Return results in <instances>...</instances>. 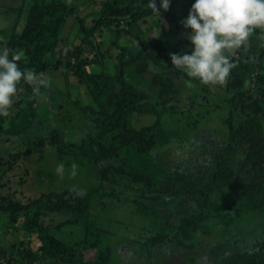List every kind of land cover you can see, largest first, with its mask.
<instances>
[{
	"label": "trees",
	"instance_id": "obj_1",
	"mask_svg": "<svg viewBox=\"0 0 264 264\" xmlns=\"http://www.w3.org/2000/svg\"><path fill=\"white\" fill-rule=\"evenodd\" d=\"M25 2L26 0H22L21 5L16 7L20 16L24 14L21 28L6 39L0 40V46H7L23 54L18 62L22 69H34L47 80L49 72L60 71L65 85H70L66 80L71 76L87 88L89 94L86 103L73 98L71 88L67 86L65 100H68L67 109L78 107L81 115L89 121L90 128V121L96 123V138L89 142V150L80 154L85 156L88 162L99 164L95 172L99 180L112 181L116 174H120L126 176L134 185L142 183L139 190L143 193L189 196L191 199L184 201V207H187L188 202H192L197 205L198 210L200 208V211L196 210L193 204L189 213L169 211L168 214L160 216L159 232L147 236L146 241L143 240L145 247L147 243L144 254L148 264H200L199 257L205 254L201 237L208 232L202 227H208L207 219L215 217L221 225L229 226L232 223V214L237 210L253 211L259 215L254 237L248 245L239 244L242 247L234 251L225 253V249L221 248L214 264H264V45L257 46L255 41L245 42L234 50L237 56L230 58L234 67L225 80L226 89L232 93L231 101L239 102L240 110L246 117L237 125L232 123L231 117L226 120L229 124L228 142L224 144L222 154L215 155L216 168L200 181H188L180 172H172L161 166L158 170L163 172L165 178L158 176L155 180L151 174L135 170L137 163L124 162L121 165L106 163L105 160L117 157L121 148H130L143 154L157 141L159 144L166 140L168 135L159 127V117L152 124L134 127L130 124V116L149 111L156 113L143 108L148 101L142 102V99L147 100L154 95L152 99L158 96L160 101L167 103L164 95L170 89L178 98L181 88L172 89V86H179L180 80L185 81L189 76L173 65V68L164 69V73L152 76L150 84L139 93L141 84H138V81L143 78L129 76L127 69L129 67L139 75L145 73L150 64H161V61L166 62V66L172 64L171 54L180 52L178 44L181 41H175L174 35L181 31H190L185 29L180 21L187 16L194 0H171L168 11L170 21L175 27L171 37L147 35L148 43L142 44L140 49H135L129 56L125 53L127 46L120 45L119 39L122 36H132V32H135V38L138 33L143 35L139 22H144L156 13L149 6L150 0H138V3L137 0H90L86 3L92 4L91 9L84 16L77 10L83 0H72L71 4L63 0H31L27 5ZM156 5L157 9H161L159 0H156ZM88 16L93 19L89 26L84 21ZM69 17L77 18L82 36L75 43L70 41L63 52L60 45L68 39L63 36L62 31ZM105 28L111 31L114 37L110 42L115 46L113 52L117 58L113 70L107 69V62L100 58L102 41L99 38L104 32L99 29ZM260 29L261 27H257L255 31ZM96 31L100 33L98 37H95ZM248 44L253 47L247 48ZM107 52L111 53L110 50ZM90 64H94L93 70L87 68ZM23 91L33 93V87L22 80L17 85L15 104L19 105L23 100ZM22 110L20 119L16 122L17 116L9 129L6 128L12 135L16 136L31 127L35 107L29 105L18 112ZM2 119L0 116V144L4 141L8 143L7 139L2 138H7L8 134L3 130ZM62 133L56 128L50 136L52 140H49V143L52 142L56 156L62 157V153L77 155V150L62 146ZM39 139L40 144H45L42 138ZM179 139L182 140L181 136ZM4 155L6 169L12 167V162L19 158L13 149L4 152ZM4 160L1 156L0 161ZM161 162L163 167L166 166L163 160ZM71 189L68 187L61 192L50 190L41 193L39 198L34 199L28 206L29 211H25L24 223L19 227L15 221L26 206L14 201L0 188V218L2 215L7 217L10 228L22 229L25 236H29L33 231L37 232L41 242L39 248L30 247L23 239L18 240L14 250L0 247V264H109L108 248L100 246L99 233L102 230L87 224L89 194L79 197ZM63 209L72 211L75 215L56 224H47L46 217L42 219L49 212ZM152 209L154 211V208ZM80 220L86 221L85 234L76 242L64 241L50 233V226L59 228ZM93 228L96 231L89 237L88 234ZM89 249L94 250V258L85 257V252ZM221 253L223 255H219Z\"/></svg>",
	"mask_w": 264,
	"mask_h": 264
},
{
	"label": "rangeland",
	"instance_id": "obj_2",
	"mask_svg": "<svg viewBox=\"0 0 264 264\" xmlns=\"http://www.w3.org/2000/svg\"><path fill=\"white\" fill-rule=\"evenodd\" d=\"M31 0H26L25 5ZM70 4L72 0H63ZM90 0H83V3L77 7L81 16L87 14L92 4H87ZM97 1V0H96ZM138 3V0H137ZM98 4V3H97ZM21 5V0H0V10H5L0 14V40L6 39L11 33L20 29L22 26L23 15L16 10ZM160 15L156 12L153 17L140 21V29L145 33L143 35L132 32V36H122L119 44L127 46L126 54L131 55L135 49L140 48L143 43H148V36H166L170 38L174 30V25L170 21L169 11L158 9ZM167 15V16H166ZM85 19L87 26L92 24V17ZM111 28L108 27V29ZM80 24L76 17H69L66 26L62 31L64 37L68 40L60 45L63 52L73 40L77 42L82 36ZM103 34L96 33L95 37L100 38L102 43L100 52L102 60L107 62V69L113 70L116 54L113 52L115 46L110 44L113 40L112 32L105 29H99ZM17 32V31H16ZM253 33L250 36L253 38ZM253 38L254 44L262 46L264 44V29L261 33H256ZM175 41L181 40L178 44L179 51L189 48L188 36L184 32H178L174 35ZM98 39V38H97ZM191 44V42H190ZM245 44V42H244ZM112 46V48H111ZM253 47L248 44L247 48ZM242 49V48H241ZM107 50H110L109 53ZM106 52V53H105ZM188 53L185 51L183 54ZM230 58L236 56L234 50L227 53ZM115 55V56H114ZM55 60V58H53ZM166 61V60H165ZM97 66V63H95ZM173 68V65L166 66V62L161 64H150L143 74H135V71L128 67L129 76H140L141 88L138 92L146 89L154 75L164 73V69ZM87 68L93 70L94 64L87 65ZM185 72V71H184ZM186 73V72H185ZM46 86H41L39 93L24 92L19 105H13L7 116H1L3 130L9 129L10 119L18 115L20 119L23 112L19 109L35 107V117L28 130H23L14 137L11 142L9 137H2L8 140L0 144V157L5 159L0 161V188L20 204L26 206L21 210L16 219V226L22 227L25 219V211H29V205L34 199L39 198L41 193L50 190L61 192L65 188H82L89 194V215L87 224L100 228L99 233L100 246L108 248L109 264H148V259L144 252L146 251L143 240L147 236L155 235L160 230V216L168 214L169 211L182 213L191 212L192 202L187 203L184 207V201L189 200V196H168L166 194H149L143 193L139 189L142 183L135 185L129 181L126 176L116 174L114 180L100 181L95 175L98 163L88 162L86 157L81 155L84 150H89L90 143L96 138L94 131L97 129L96 123L89 121L81 115L78 107L67 109L65 100V80L61 77V72H49ZM71 88V96L78 98L84 103L88 99L87 88L77 83L71 76L67 77ZM76 84V85H75ZM180 89L179 96L173 97L174 93L166 92L164 97L168 100L158 102L159 97L152 99L154 95L142 102H147L143 108H148L156 113L144 112L130 116V124L134 127L152 124L159 117V127L167 133V138L162 143L156 144L143 154L136 153L133 149H120L117 157L105 160L106 163L113 162L123 165L124 162L138 164L137 169L143 173H148L155 178L165 175L158 167L170 169V171L180 172L184 179L188 181L202 180V178L216 168L214 160L216 154H222L223 146L228 142L227 135L229 124L226 123L228 117H231L232 123L237 125L242 121L246 114L240 110L239 102L231 101V91L226 89L225 81L218 83H203L199 79L189 77L185 81L180 80L179 86L174 84L172 89ZM149 92V90H147ZM143 96V95H142ZM144 97V96H143ZM145 98V97H144ZM71 99V98H70ZM72 100V99H71ZM70 104V103H69ZM264 127V126H263ZM58 129L64 137L63 147L77 150V155L73 153H62V157H57L55 148L52 146V132ZM7 134V133H6ZM175 134V135H171ZM8 135V134H7ZM178 136V137H176ZM181 136L182 140L179 139ZM39 138L45 141L40 144ZM71 142L73 144H71ZM182 142V143H180ZM54 145V144H53ZM10 149L16 151L19 158L12 162V167H7L4 152ZM80 154V155H79ZM163 160L166 166L163 167ZM75 162L79 165L78 175L72 177L71 164ZM65 165V172L62 175L56 173L58 164ZM4 164V166H1ZM161 168V169H162ZM6 173L4 174V170ZM101 182V183H100ZM6 202V201H5ZM195 209L198 210L196 204ZM154 208V211L153 209ZM188 208V210H187ZM200 211V208L199 210ZM75 213L69 210L58 212H49L45 216L47 224H56L60 220L74 216ZM232 223L229 226L221 225L215 217L207 219V226L202 229L208 230L202 234L201 242L205 254L199 257L200 264H214L217 260V253L221 248L225 253L234 251L236 248L248 245L254 237L258 227V217L256 212L234 211ZM4 215L0 218V247L16 249L18 240H24L32 248H39L41 242L37 232L33 231L29 236L22 234L21 230H12ZM86 221L80 220L75 223L64 224L59 228L50 226V233L67 242H76L83 238L85 234ZM261 227V226H260ZM230 228V230H229ZM94 228L88 234L92 237ZM202 233V230L200 231ZM198 236L199 233H196ZM242 242V243H240ZM241 244L242 246H240ZM15 245V246H16ZM201 251V250H200ZM156 254V253H155ZM219 255H223L222 253ZM86 258H94V250L89 249L85 252ZM158 257V256H157ZM154 258V257H153ZM153 258L151 260H153ZM156 264H158L156 262Z\"/></svg>",
	"mask_w": 264,
	"mask_h": 264
},
{
	"label": "clouds",
	"instance_id": "obj_3",
	"mask_svg": "<svg viewBox=\"0 0 264 264\" xmlns=\"http://www.w3.org/2000/svg\"><path fill=\"white\" fill-rule=\"evenodd\" d=\"M170 3L171 0H159V7L167 11ZM149 6L160 15L156 0H150ZM180 23L185 29H190L187 33L181 32L187 34L192 47L171 54L172 65L203 83L223 82L234 67L227 53L238 49L244 42L254 41L253 38H257L254 35L263 31L264 0H194ZM257 27H261L260 31H255ZM251 33L254 34L253 38ZM184 51L190 53L183 54ZM22 55L7 46H0V116L9 114L17 85L22 80L33 87L34 93H39L40 87L47 85L42 74L31 68H21L18 62ZM78 169L79 165L73 162L69 174L77 176ZM64 172L65 165L58 164L56 173L62 175ZM71 191L79 197L86 194L85 189L76 186Z\"/></svg>",
	"mask_w": 264,
	"mask_h": 264
},
{
	"label": "crops",
	"instance_id": "obj_4",
	"mask_svg": "<svg viewBox=\"0 0 264 264\" xmlns=\"http://www.w3.org/2000/svg\"><path fill=\"white\" fill-rule=\"evenodd\" d=\"M21 3H22V0H21ZM5 10H0V14H3V12H4ZM191 47H192V44H190L189 45V48H187V49H191ZM184 50H186V49H184ZM18 116V115H17ZM16 116V117H17ZM16 117H12L10 120V124L16 119ZM8 133V132H7ZM9 136H14V135H12L10 132L8 133V135H7V137H9ZM14 138H12V137H9V141L11 142L12 140H13Z\"/></svg>",
	"mask_w": 264,
	"mask_h": 264
}]
</instances>
